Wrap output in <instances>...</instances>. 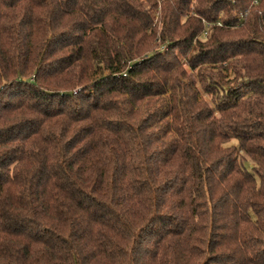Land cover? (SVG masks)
<instances>
[{
    "label": "trees",
    "instance_id": "obj_1",
    "mask_svg": "<svg viewBox=\"0 0 264 264\" xmlns=\"http://www.w3.org/2000/svg\"><path fill=\"white\" fill-rule=\"evenodd\" d=\"M0 264H264V0H0Z\"/></svg>",
    "mask_w": 264,
    "mask_h": 264
},
{
    "label": "rangeland",
    "instance_id": "obj_2",
    "mask_svg": "<svg viewBox=\"0 0 264 264\" xmlns=\"http://www.w3.org/2000/svg\"><path fill=\"white\" fill-rule=\"evenodd\" d=\"M156 15V14H155ZM217 115V114H216ZM238 148V147H237ZM236 148V149H237ZM246 160V162L245 163H248L249 164V160L248 159H244V161Z\"/></svg>",
    "mask_w": 264,
    "mask_h": 264
}]
</instances>
